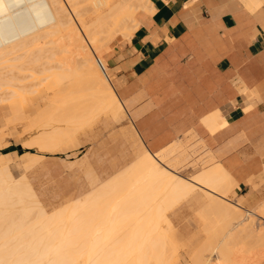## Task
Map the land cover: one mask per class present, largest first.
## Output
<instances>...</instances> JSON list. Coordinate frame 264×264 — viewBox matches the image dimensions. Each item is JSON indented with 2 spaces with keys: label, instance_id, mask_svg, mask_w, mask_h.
<instances>
[{
  "label": "bare ground",
  "instance_id": "obj_1",
  "mask_svg": "<svg viewBox=\"0 0 264 264\" xmlns=\"http://www.w3.org/2000/svg\"><path fill=\"white\" fill-rule=\"evenodd\" d=\"M151 2L0 0V66L7 61L12 64L9 60L22 58L26 52V58V54L31 56L26 66L30 61L41 63L45 59L41 65L45 67L48 63L50 66L45 70H54L51 78L46 76L49 78L46 86L55 90L52 100L118 99L110 83L105 55L116 37H131L139 26L138 13L149 10ZM56 35L59 36L57 39L54 38ZM2 70L0 90L6 85L5 91L9 90L12 99L18 95L19 91H15L18 87L22 95L23 84H26L22 83L23 71L19 70L20 75L11 69L9 77L5 75L7 71L4 74ZM44 80L37 79V82L41 84ZM29 82L32 91L35 83ZM9 93L7 96L2 93L0 101L8 100V96L10 99ZM14 98L8 100L13 104L12 109L15 105L14 108H20L23 95L21 102L17 96L19 103L15 104ZM103 108H86L89 111L81 114L80 124ZM58 109L49 108V120L40 119L36 123L43 121L42 126L47 127ZM12 111V115H17V108L16 112L15 109ZM71 130L57 127L54 139L48 133H39L35 136L38 138L36 144L41 149H48L58 142L60 133L66 135ZM1 135L2 139L5 135ZM4 156L6 153L0 151V164ZM6 165H0V264H179L174 263L178 248L174 246L175 242L171 244L175 240L169 239L171 219L167 211L200 186L198 181L206 185L204 190L208 196L199 209L210 233L209 247L205 248L209 253L200 248L190 249L195 252L189 253V248L186 249L185 255L192 258L191 264H248V257H251V263H254L252 257L258 258L256 261L260 263L264 261V225L255 219L264 220V202L256 211L246 208L243 200L230 198L238 185L220 164H212L194 174L192 182L168 171L147 153L145 178L132 180L127 194L120 188L119 181H114L50 212L39 200L27 176L15 177ZM164 222L169 228H162Z\"/></svg>",
  "mask_w": 264,
  "mask_h": 264
},
{
  "label": "crops",
  "instance_id": "obj_2",
  "mask_svg": "<svg viewBox=\"0 0 264 264\" xmlns=\"http://www.w3.org/2000/svg\"><path fill=\"white\" fill-rule=\"evenodd\" d=\"M151 1L149 10L138 13L131 37L113 41L105 55L118 99H51L42 119L49 120V108L60 109L43 132L54 139L57 127L72 130L60 133L46 150L64 151L77 127L101 112L118 121L128 115L123 133L135 136L133 161L105 179L90 165L87 192L119 181L127 194L132 180L145 178L150 153L192 182L194 174L220 164L238 185L235 200L259 206L264 202V0ZM95 106L104 108L80 124L81 114ZM198 184L183 198L200 208L208 196L206 185Z\"/></svg>",
  "mask_w": 264,
  "mask_h": 264
},
{
  "label": "rangeland",
  "instance_id": "obj_3",
  "mask_svg": "<svg viewBox=\"0 0 264 264\" xmlns=\"http://www.w3.org/2000/svg\"><path fill=\"white\" fill-rule=\"evenodd\" d=\"M47 27L49 26H46V28ZM58 37V35L54 36L55 39ZM121 38V36H118L113 41ZM25 53L23 54L22 58H19L21 59L20 62L19 59H13L12 61L9 60L12 62V64H9L7 61V65L4 63V66H0V71L3 69L4 71L2 70V72L5 74L6 70L8 74L6 73L5 75L9 77L12 73L9 71L11 69L12 71L15 69L20 73V75L21 71H23L24 74L22 73L21 75L23 76L22 83H26L23 84L24 88H22V102L20 100L22 97V95H20L21 88L15 87V91H19V93L16 95V97L14 96L15 98L12 96L15 99V104L19 103V101L21 102V104L19 103V105H21L20 108L19 106L16 107L18 112H16V108H14L16 105L13 106L12 109L11 105L13 104L12 102L10 103V101H8H13V98L11 99V93H9V90L5 91L6 85L4 86V90H0V95L2 93L3 96L5 94L7 96V93L10 95V99L8 96V100L0 101V132L2 134L4 133L3 135H5L3 136L0 134L1 137L3 136L2 139L0 138L2 143V147L0 146V151L3 153H8L7 156L2 157L4 160H2L0 165L2 166L4 164L5 166L7 163L10 171L17 178L21 175L27 176V178L32 181L33 186L39 193V196L46 209L50 212L56 207L69 204L74 198L80 196L83 192H87L92 188L90 178L88 177L90 165L93 166L94 172L99 175L101 179H105L109 175L124 167L126 164H129L131 161H133V146L135 144V136L131 134L130 130L127 131L125 135L123 133L124 127L130 123L128 115L125 119L118 121L115 119L113 114L109 116V112H101L94 119L77 127L74 139H71L67 144L64 145L67 146L64 151L54 152L51 150L41 149L39 144H36L38 138L36 139L35 136H39V133L41 135L45 129L42 126L43 121L39 123L36 122L43 118L40 113L55 94L54 89H49V85L46 86L47 82L49 83V78L46 79V76L51 78L53 76L54 70H45L46 66L50 67L48 63L45 64V67H43L44 64L41 65L44 63L43 61H45V59H42L41 63L39 61L37 63L30 61V65H33V67H31L29 63H27L26 66V61L28 60L29 62V60H31V56L29 57L28 54H26V58ZM29 55H31V53H29ZM46 61L48 62L47 59ZM13 63L17 64L12 66ZM20 64H23L20 67L21 69L19 68ZM8 65H11V69H9ZM16 66L17 68H15ZM39 67H41V69H39ZM16 71H14V74H16ZM36 72L41 74L37 75ZM7 76L5 78H7ZM44 77L46 82L43 79ZM37 79L39 81L42 79V81L44 80L45 83L41 82L40 84L37 82ZM29 80H31L32 83L34 82L35 85L37 84L36 86L33 85L35 88L32 87V91L29 88ZM32 83L30 84L31 86ZM8 87L11 89L12 85L9 84ZM19 95L21 96L20 98ZM17 96L19 101H17ZM14 109L16 112L15 114L17 115H12L14 112L12 110ZM19 109L21 112H19ZM18 115H20V117ZM11 116H16L15 120L13 117L7 120V118ZM21 116L24 119H22ZM9 120L10 122H8ZM58 126H65V123H62ZM51 128L52 127H49L47 130H50ZM89 156H91V161H88V159H90ZM197 192L203 193V190L197 189ZM233 195H236V193H232L230 198L232 197L233 199ZM191 200L192 199L190 197H185L178 202L177 206L171 212L168 211V213L170 212L171 219L170 228L165 224V222L162 225L163 229L166 226L167 227L165 229H171L169 236L172 238L169 237V239H174L175 241H172L171 244L173 245V242H175L174 246H177L178 248V255L175 258L174 263H193L192 258L185 255V253L190 249L196 251L200 248L205 250L202 252L207 254L209 253V251L206 249L209 247L210 233L205 227V218L201 215L199 208ZM245 206L254 207L258 206V203L252 206ZM259 208H261V204L258 206V208L256 207L255 210L257 211ZM258 213L261 212L258 211ZM244 215H246V212ZM207 218L209 217L207 216ZM255 219H257L256 221L260 223V225H264V220L259 219L258 217ZM207 220H210V218ZM201 246H203V248H201ZM186 249L188 250L186 251ZM193 250H191V252L189 251V253L195 252ZM250 258L251 257H248V260L246 261L249 262L248 264L252 262L249 260ZM252 258L255 264H264V261L260 263L259 261H256L258 258ZM213 259H216V257L213 256Z\"/></svg>",
  "mask_w": 264,
  "mask_h": 264
},
{
  "label": "built area",
  "instance_id": "obj_4",
  "mask_svg": "<svg viewBox=\"0 0 264 264\" xmlns=\"http://www.w3.org/2000/svg\"><path fill=\"white\" fill-rule=\"evenodd\" d=\"M99 63H100V65L102 66V67H104V64H103V62L99 59Z\"/></svg>",
  "mask_w": 264,
  "mask_h": 264
}]
</instances>
